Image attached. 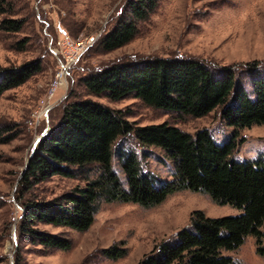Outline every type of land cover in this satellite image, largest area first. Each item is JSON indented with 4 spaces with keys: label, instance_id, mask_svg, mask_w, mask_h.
I'll list each match as a JSON object with an SVG mask.
<instances>
[{
    "label": "rangeland",
    "instance_id": "obj_1",
    "mask_svg": "<svg viewBox=\"0 0 264 264\" xmlns=\"http://www.w3.org/2000/svg\"><path fill=\"white\" fill-rule=\"evenodd\" d=\"M129 1L8 0L6 12L0 14V74L23 68L32 73L25 84L0 98V264H138L188 228L196 212L208 218L242 214L230 205H218L210 196L185 191L150 209L139 204L104 203L85 233L51 225L37 227L69 237L73 249L67 252L47 254L45 248L21 236L24 213L18 186L36 150L35 141L50 133L69 97H86L80 79L88 72L151 57L195 58L215 70L232 68L237 81L254 97L253 79L264 75V0H160L150 19L139 24L140 33L131 44L109 54L97 53L94 45L55 91L66 56L74 53L66 41L78 43L106 35L122 16L129 15ZM8 21H16L20 29H7ZM92 99L129 114L134 127L169 123L191 134L208 129L219 146L235 139L233 155L238 162L264 156V125L236 130L221 119V109L201 119H180L148 108L136 98L117 103ZM119 140L118 144L140 157L144 174L158 178L157 186L172 182L176 164L162 149L142 146L134 134ZM121 164L116 156L115 170L125 181ZM83 185L84 181L54 176L35 186L30 198L48 201ZM112 247L127 248L128 256L108 259L104 251ZM257 249L256 239L248 236L239 250L223 254L236 264H264Z\"/></svg>",
    "mask_w": 264,
    "mask_h": 264
},
{
    "label": "trees",
    "instance_id": "obj_2",
    "mask_svg": "<svg viewBox=\"0 0 264 264\" xmlns=\"http://www.w3.org/2000/svg\"><path fill=\"white\" fill-rule=\"evenodd\" d=\"M7 3L0 0V14L6 12ZM159 4L160 0H130L129 15L122 16L112 30L98 38L97 53H114L131 44L140 33L139 24L147 22ZM5 24L7 29H20L16 21ZM31 76L28 68L1 73L0 98ZM252 83L253 98L237 81L232 68L215 70L195 58L151 57L116 62L88 72L80 79L86 97L67 99L59 119L30 157L21 177V236L45 248L47 254L67 252L73 249L69 237L37 227L51 225L85 233L94 225L104 203L139 204L150 209L173 194L194 191L242 214L208 218L196 212L188 228L178 232L174 240L160 244L138 264H236L223 252L239 250L248 236L256 239L257 252L264 258V156L238 162L233 155L235 139L219 146L208 129L191 134L169 123L134 127L129 114L92 99L117 103L136 98L148 108L180 119H201L221 109V119L242 130L264 125V75L256 76ZM130 134L142 146L160 148L174 160L172 182L157 186L156 176L144 174L140 157L118 144ZM116 156L121 159L125 181L115 170ZM54 176L84 181L85 185L48 201L30 198L35 186ZM128 253L125 247L104 251L113 261Z\"/></svg>",
    "mask_w": 264,
    "mask_h": 264
},
{
    "label": "built area",
    "instance_id": "obj_3",
    "mask_svg": "<svg viewBox=\"0 0 264 264\" xmlns=\"http://www.w3.org/2000/svg\"><path fill=\"white\" fill-rule=\"evenodd\" d=\"M101 35L102 34H98L97 36L89 37L85 40H81L78 43L72 42L70 40L66 41L65 45H68L71 49H73L74 53L68 54L66 56V63L62 64V68H61L62 74L58 76L60 82L56 80L55 85H54L55 91L58 89V86H60L61 83L66 80V77L70 76V73H71L70 71L72 70V68L80 62L82 57L87 52H89V49H91L96 44L98 38ZM51 109L52 107L47 109L44 115L46 116Z\"/></svg>",
    "mask_w": 264,
    "mask_h": 264
},
{
    "label": "water",
    "instance_id": "obj_4",
    "mask_svg": "<svg viewBox=\"0 0 264 264\" xmlns=\"http://www.w3.org/2000/svg\"><path fill=\"white\" fill-rule=\"evenodd\" d=\"M46 135H47V132H46V134H43L41 137H39L35 142V149L42 143L41 141L46 137ZM34 152H35V150L33 151V153H32V155L34 154ZM30 161V160H29ZM28 164H29V162H28ZM27 164V165H28ZM26 169H27V167H26ZM26 169H25V171H26Z\"/></svg>",
    "mask_w": 264,
    "mask_h": 264
}]
</instances>
